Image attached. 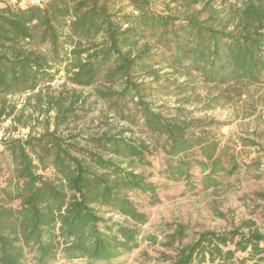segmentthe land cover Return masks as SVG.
Wrapping results in <instances>:
<instances>
[{
	"label": "trees",
	"instance_id": "16d2710c",
	"mask_svg": "<svg viewBox=\"0 0 264 264\" xmlns=\"http://www.w3.org/2000/svg\"><path fill=\"white\" fill-rule=\"evenodd\" d=\"M120 1L0 6V122L11 113L4 97L12 93L32 92L34 112H53L52 130L0 139V264H51L58 258L122 262L141 242L147 219L132 196L157 194L136 172L146 164L147 140L163 152L167 177L190 189L193 158L203 189L218 185L216 173L235 170L233 161L224 167L226 151L217 155L216 141L197 135L181 115H169L172 108L158 110L154 99L182 95L191 74L203 68L206 76L219 69L261 81L264 12L246 9L237 28L227 32L187 15L188 4L204 0H168L161 9L157 0ZM164 69L188 79L174 88L158 85L169 72ZM74 87H91L118 119L147 137L122 130L89 135L81 128L59 134V125L84 111L86 96ZM195 149L199 156L192 155ZM181 230L170 236L172 242L184 237ZM263 240L256 231L203 232L179 249L176 264H232L235 251L262 254ZM229 244L234 249H225Z\"/></svg>",
	"mask_w": 264,
	"mask_h": 264
},
{
	"label": "rangeland",
	"instance_id": "374dc122",
	"mask_svg": "<svg viewBox=\"0 0 264 264\" xmlns=\"http://www.w3.org/2000/svg\"><path fill=\"white\" fill-rule=\"evenodd\" d=\"M45 0H0V6L8 4L41 3ZM161 9L168 0H157ZM116 5L120 0H114ZM170 7L175 4L170 3ZM183 8H180V11ZM246 9L264 12V0H204L197 4H188L186 13L197 19L202 25L224 28L231 32L237 28L238 18ZM258 25V23L256 24ZM264 31V29H263ZM163 71L167 72L168 69ZM205 72V68H203ZM202 70L195 71L188 79L182 74H163L158 85L174 88L182 81L189 88L178 96L162 95L154 99L158 110L161 106L172 108L169 115H181V119L190 120L191 128L197 135L217 143L216 154L223 150V165L231 167L233 173L220 171L215 179L218 185L203 189L200 185L202 174L191 160L190 189L184 181H175L167 177L165 156L158 148L149 143L146 164L139 167V172L157 188L156 196L143 195L133 197L138 210L147 219L141 225L143 238L138 247L127 253L118 264H176L181 247L193 242L200 233H228L238 230L243 233L256 231L264 235V73L261 81L251 82L236 79L225 70L216 69L208 76ZM61 81L52 83L58 87ZM72 86L68 85V88ZM86 96L84 111L78 109L77 117L71 118L67 125H59L57 132L65 135L77 129L88 131L89 135H99L107 130L123 131L130 137H147L140 128L118 119L107 103L93 95L91 87H74ZM5 105L11 113L0 122V139L25 137L28 132L37 133L43 128L53 129V112L48 115L35 111L38 105L34 93H12L4 97ZM184 108L180 113L175 107ZM109 129V130H108ZM83 143V142H80ZM1 149V148H0ZM192 155L199 156L198 149ZM196 159L202 160L197 157ZM116 220L122 218L112 214ZM181 227L183 238L171 241L170 236ZM237 240V236L234 237ZM172 242V243H171ZM259 247L264 248V240ZM226 248L234 249L232 244ZM247 251H235L232 264H264L261 260L264 252L258 256ZM240 259L243 261L240 262ZM51 264H89L83 259L67 260L58 258ZM196 264H217L205 261Z\"/></svg>",
	"mask_w": 264,
	"mask_h": 264
}]
</instances>
